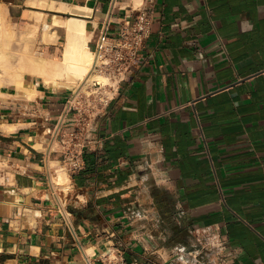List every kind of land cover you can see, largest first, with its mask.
Returning <instances> with one entry per match:
<instances>
[{
  "label": "crops",
  "instance_id": "0c3cea01",
  "mask_svg": "<svg viewBox=\"0 0 264 264\" xmlns=\"http://www.w3.org/2000/svg\"><path fill=\"white\" fill-rule=\"evenodd\" d=\"M2 1L24 31L39 25L51 59L65 38L43 42L44 25L70 16L92 52L140 9L150 35L100 109L65 78L32 75L33 100L15 87L0 102V264H181L204 243L218 264H264V0H56L90 14ZM73 131L77 170L62 144Z\"/></svg>",
  "mask_w": 264,
  "mask_h": 264
},
{
  "label": "bare ground",
  "instance_id": "6f19581e",
  "mask_svg": "<svg viewBox=\"0 0 264 264\" xmlns=\"http://www.w3.org/2000/svg\"><path fill=\"white\" fill-rule=\"evenodd\" d=\"M47 2V0H29L28 4L33 6H43L44 8L47 7L52 10H61L65 12L70 11V13L71 11H73L75 12V14L91 13L90 7L77 6L71 9L70 5V7H68L67 5L62 4L56 0H52L50 3ZM42 15L43 13L35 11V21L40 22ZM78 17L70 16L60 23L53 22V24L45 23L44 25V34L42 37L43 42H54L55 44L57 43L56 41L60 38L61 34H63L65 37L64 51L61 60L42 56H33L32 54V56L30 57L23 56L21 59V64L17 68H14L13 63L12 65L7 62V57L11 55V53L7 51L9 45L7 43V39H3L5 38L3 33L4 29L2 30V27H0V87L5 85H3L2 82L4 83L5 78L7 77V75H5L6 77L4 76L2 80V73L9 75L8 77L10 78L7 77L6 80L9 79L8 81L10 85H14L19 93H25V97L28 100L34 99L36 97V91L32 87L28 88L24 85L23 81L25 75H32L33 77H37L38 79L45 81L49 85H55L59 82L62 83V81L60 80H63L62 77L65 74H68V77H70L69 80L73 81L74 83L75 81L80 80L81 77L86 76L87 78L85 80V84H104L106 77L91 69V65L93 62V53L90 50L88 43L92 38L93 33H88L86 29V21ZM38 28L39 25L30 24L28 34L32 37L38 31ZM26 31H28V29ZM26 34L24 33V35ZM31 37L28 36L27 39H30ZM12 127L13 126L8 125L2 126L3 129L7 130L11 129ZM57 180H69V177L66 173L59 171L57 174Z\"/></svg>",
  "mask_w": 264,
  "mask_h": 264
},
{
  "label": "built area",
  "instance_id": "2783aa9c",
  "mask_svg": "<svg viewBox=\"0 0 264 264\" xmlns=\"http://www.w3.org/2000/svg\"><path fill=\"white\" fill-rule=\"evenodd\" d=\"M149 35L150 19L145 9L138 10L134 18L127 17L120 22L119 33L114 43L110 41L107 26L101 29L94 42L91 69L104 75L109 83L94 84L95 92L91 95H83V106L89 105L90 111H95L107 104L118 84L125 80L134 68L143 64L142 50ZM62 139L63 147L66 148L71 161V168L79 169L77 149L83 146L82 142H79L78 131L64 133ZM196 258L193 257L194 260ZM195 264H211V261L205 258V260H196Z\"/></svg>",
  "mask_w": 264,
  "mask_h": 264
},
{
  "label": "rangeland",
  "instance_id": "374dc122",
  "mask_svg": "<svg viewBox=\"0 0 264 264\" xmlns=\"http://www.w3.org/2000/svg\"><path fill=\"white\" fill-rule=\"evenodd\" d=\"M132 1H134V7H136V8H139L142 5V2H143V0L142 1H140V0H132ZM0 10H1L0 27H2V30L4 29L3 33H4V36H5V38H3V39H7V43L9 45L7 51L10 52L11 55H13V56L9 55L7 57V62L9 64L13 63L14 65L13 64L12 65L14 66V68H17L21 64V59H22L23 56L24 57H30V56H32V54H33V56H39L38 55L39 54V52H38L39 47H36L37 32L35 34L36 36L33 35L32 37H31V35L28 34L30 24L27 26L28 31H26L27 30L26 29L25 32H24V23L19 21L18 12L15 11L12 6L8 5L7 3H5L2 0H0ZM33 15L35 16V12H33ZM35 19H36V17H35ZM41 20H42V17H41L40 21ZM24 33L25 34L27 33V34L24 35ZM23 36H25V37H23ZM28 36H30L31 38L27 39ZM42 57H44V56H42ZM12 58H13V60H12ZM2 74H1L2 75L1 79L2 80H3L5 75H7V77L9 76L8 74H5V73H2ZM102 76H104V75H102ZM6 78H5V82L4 83L2 82V84L3 85L5 84V85L0 87V93H1L0 94V102L1 101H5L7 99V97H9L8 96V91H10V93H14L15 92V86L12 85V84L10 85V83L8 81L9 79L6 80ZM8 78H10V77H8ZM62 78L63 79L65 78L69 82H73V81L69 80L70 77H68V74H65ZM86 78H87L86 76L85 77L83 76V77L80 78V80H77V81H75V83L74 82L73 83L78 87V90L81 91V93L83 95L84 94L91 95V94H93L95 92L96 87L94 85H92V84H90V85L85 84ZM107 83H109V80L106 78L104 84H107ZM80 85L82 87V90L80 88ZM11 98H13V97H11ZM56 167L58 168L59 171H62L63 173H66V171L60 169V167L58 165ZM58 170H57V174L59 172ZM55 181L58 184H63L64 185L63 187H65V188L69 187V183H70L69 180L58 181L57 180V176H56ZM203 247H205V249L203 248L204 250H203L202 254H200V251H199V250H202L201 247L195 248L196 253L193 254V255H195L197 257L195 260L193 259L194 256H189L191 258H189V260H186L184 258L182 260L181 264H195L196 260H203L202 257H204V256L205 257L207 256L212 264H218L217 259H216V256H217V252H216L217 251V245L216 244L214 245V244L211 243V244H208L206 246V244L204 243ZM206 247L208 248V250H206Z\"/></svg>",
  "mask_w": 264,
  "mask_h": 264
}]
</instances>
